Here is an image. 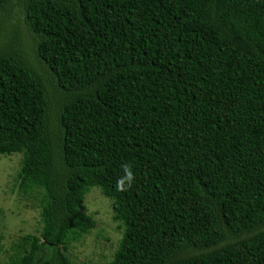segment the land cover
Returning <instances> with one entry per match:
<instances>
[{
    "label": "trees",
    "instance_id": "trees-1",
    "mask_svg": "<svg viewBox=\"0 0 264 264\" xmlns=\"http://www.w3.org/2000/svg\"><path fill=\"white\" fill-rule=\"evenodd\" d=\"M12 153L41 224L12 264H76L95 190L104 264H264V0H0Z\"/></svg>",
    "mask_w": 264,
    "mask_h": 264
},
{
    "label": "rangeland",
    "instance_id": "rangeland-1",
    "mask_svg": "<svg viewBox=\"0 0 264 264\" xmlns=\"http://www.w3.org/2000/svg\"><path fill=\"white\" fill-rule=\"evenodd\" d=\"M21 157L19 153L0 156V264H9L10 260L12 264V259H16L19 252L23 255V251L16 246L26 235H39L41 228L36 201L20 195L16 187L15 178L20 169ZM84 204L85 212L94 213L97 229L82 240L72 242L68 255L76 264H87L91 261L104 264L111 259L115 249L113 244H116L119 237L114 229L115 223L111 220V201L95 190L86 194ZM98 228L106 231L105 237L110 239L106 244L103 238L95 237ZM17 249L19 252L15 251Z\"/></svg>",
    "mask_w": 264,
    "mask_h": 264
},
{
    "label": "clouds",
    "instance_id": "clouds-1",
    "mask_svg": "<svg viewBox=\"0 0 264 264\" xmlns=\"http://www.w3.org/2000/svg\"><path fill=\"white\" fill-rule=\"evenodd\" d=\"M133 172L131 168L127 165L124 166V176H122L116 184V188L118 191H127L133 183Z\"/></svg>",
    "mask_w": 264,
    "mask_h": 264
}]
</instances>
